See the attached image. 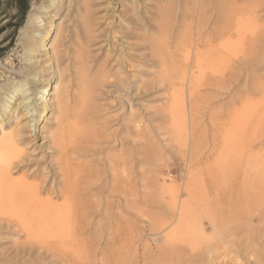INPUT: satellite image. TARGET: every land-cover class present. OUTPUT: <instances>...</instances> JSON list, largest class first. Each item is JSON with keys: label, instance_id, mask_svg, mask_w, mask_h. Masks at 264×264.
<instances>
[{"label": "bare ground", "instance_id": "1", "mask_svg": "<svg viewBox=\"0 0 264 264\" xmlns=\"http://www.w3.org/2000/svg\"><path fill=\"white\" fill-rule=\"evenodd\" d=\"M63 1L46 0L41 5L34 4L31 7L25 23L20 27V38L24 45L23 59H25L27 64H30L29 68L23 71V79L17 80L14 78L0 84V236H2L0 237V246L8 242L7 237L4 236L11 230L21 233L24 237L22 242L15 243L14 254L10 259L6 252L0 253V263L10 264L13 262L12 260L16 259L18 262H23V264H38V261L43 262L48 256L51 262L58 264H167L169 254L170 257L173 253L179 251L183 254V250L187 249V247L190 250L188 252H191L192 255L188 258V264L263 263L264 251L257 249V245H260L258 242L260 234L256 228H251L249 240H241L239 237L241 238L240 234L244 233L245 225L232 226L229 222H225L224 227L219 228L218 220L212 217L209 222L213 228L212 231L220 234L216 238V235L212 236L207 232L205 223L195 217V208L200 207L201 201L198 197L197 188L200 177L201 179L203 177L200 172L196 173L193 169L189 170L184 183V191L188 196L186 201L181 202L178 200L179 189L176 185L172 184L167 187L173 202V205L171 203L172 209H174L177 216L174 222L167 223L168 226L165 223V232L161 237L155 238L154 241L159 244L158 246L144 245V249L139 251V237H137V234H132V232L124 237L109 234L106 237L104 235H96L86 238L79 234V229L83 230L87 226L96 228V223L98 224L102 221L101 218L96 222L89 221L94 211L90 209V205L87 207L86 202H88V199L84 198L83 193L88 195V197L93 196L92 198L96 197L97 199L98 197V199H102V195L105 194V187L108 186V192L116 196L114 198L118 204L122 201H127L129 204L134 201V199L129 198V196L133 197L136 194V180L134 178L136 157L133 151L136 148L137 136L141 133V129L134 119V114L130 113V118L128 120L125 119L128 122L126 125L128 132L125 135L117 133H114V135H116V141L122 145L129 143L132 150H121L119 154L111 155L110 152L113 149H108L109 145L107 146V144L112 141L110 140L112 134L108 133L106 129L109 121L104 115V105H99L92 101L88 103L84 99L79 100L77 103L75 100L72 105L70 104L65 79L62 78V75L60 77L57 76V73L60 72L59 63L62 58L61 55L57 54L53 41L57 37L59 29L55 38H52L51 41L53 30L56 29L55 17L62 9ZM72 1L81 6L77 7L80 10L82 4H84L86 28L92 31L95 27V22L106 23L107 37L97 41L96 43L100 44V46L96 48L108 47L116 52L117 69L121 73H130L131 69L136 66L133 62L137 58L140 59V57L132 52L131 47L133 45L126 43L124 39L133 37L135 29L144 30L150 25V19L146 23L141 22L144 18L147 20V17L145 9L141 8L140 5L145 4L143 2H147L146 5H149L148 0ZM177 1L164 0L167 5L157 7L159 20L155 22V25L161 33V37L155 40L154 37L142 36L144 41L149 44V49L157 56L162 54L159 51L155 52L153 48L155 49L159 43L166 40V36L168 39V31L172 24L171 14L177 5ZM237 1L193 0L192 5L186 8V15L193 17L195 12L197 13L196 29L198 30L200 26L203 27L208 22L206 19L207 10L217 11L219 20L214 23H216L215 25L218 29L214 32V36L218 40H223L219 43L217 42L218 44L216 45L210 46L205 53L201 49L197 50V46L196 50L191 51L190 43L189 45L187 44L188 41L183 44L184 46L182 45L185 61L188 60L189 62L190 59L192 61V57H194V61L191 64L192 66L189 63V65L180 70L178 74L180 85L178 87L184 88L186 81L190 88L195 86L198 77L194 76V74H197L196 69L201 70V67L206 64L214 65L213 63H216L215 67L219 68L227 79L230 78L232 70L231 62H229L231 61L230 55L234 53L238 42H240L239 44L243 43L248 30L255 26L259 27L257 23L260 16L259 10L264 6V0H257L253 3H245L238 10L232 9V5ZM97 13H101V15L95 16ZM92 35L91 37L89 36V40L96 44L94 43L96 37ZM102 36L98 35L97 37L99 39ZM118 42L122 46V51L120 52L116 49ZM260 42L262 43V41ZM88 58L89 54L83 52L82 47H79L73 60L81 86L83 89H89V94H91L94 90L101 89L104 81L100 78L93 81L84 79L87 75ZM0 68H6L1 61ZM176 82L169 81V84L175 86ZM115 83L117 91L130 92L133 97L135 96V91H137L136 93H141V91L150 87V84L143 82L139 84L135 81H130L128 77L117 80ZM162 83L164 81L159 84L161 85ZM178 90L175 88L171 103L174 110L185 118V102L183 98L178 97L177 93H181ZM247 106L248 111L245 106L243 110L241 108L242 112L239 113V117L236 116L238 123L236 121L235 123L241 127L244 126L243 124L247 126L245 120L250 119L249 115L254 110L249 111V105ZM51 110L58 111L61 116L58 121H50L52 124L58 123V131L51 134L50 144H44L46 145V150L52 153L49 158L54 167L47 172V177L51 176V180L52 178L56 180L55 182L53 181L55 187H50L48 184L44 185V180L29 181L26 170L31 167V164L29 163V156L26 154V148L23 147V143L27 142L28 138H31L30 142H33L31 146H35L39 139L48 137V135H43L46 130L44 128L45 125H42V123H47L46 116H49ZM80 120H85L86 123H94H91L93 124H90L91 126L89 125L88 131L82 136V144L76 141L77 143L74 142L76 146H72L73 148L71 147L70 149L68 147L69 137L73 139L75 132L81 129ZM13 124V127H9ZM175 124L180 129L186 127L184 119L176 120ZM239 126L237 128H240ZM242 129L245 131L244 129L247 128ZM243 133L241 135L244 136L245 133ZM142 136L144 137V135ZM231 141L227 140V143L232 144ZM236 144L233 145L237 146ZM39 146L43 148V144L36 145V147ZM226 146L229 147L228 144H225ZM245 147H242L243 150L247 148ZM89 152H98L101 156L97 160H90L92 162L90 165H84L83 170L84 174H86V179L81 181L83 178H81V169L79 167L81 163H77V167L73 166V155L79 153L81 155L80 158L85 160ZM150 152L147 151L144 155H149ZM20 170H24L23 174L20 176L16 175ZM32 170V174L41 173L42 177H46L44 170L42 171L40 166ZM105 174L110 175L111 179L104 183L106 178L103 180V176ZM198 174H200V177ZM212 176L211 178H214L215 181L218 179ZM216 176L218 175L216 174ZM82 184L84 189L79 188ZM108 199L109 196L105 197L104 202H99L100 200L98 202L94 201L95 209L103 206L102 211L105 214L103 216H106L108 211ZM89 200L93 202V200ZM133 205L135 204L133 203ZM96 210L99 211V209ZM116 213L114 214L116 215ZM122 221L124 222L125 220ZM119 224H121L120 219ZM132 225L134 226V224ZM133 226H130V228H133ZM113 231L115 232V230H112L111 233ZM183 245L186 247L184 248ZM174 257L177 259L176 257L179 256L175 254ZM181 257L183 262H185L186 260L184 261L183 256ZM175 262L178 263L177 261ZM170 263L172 264L173 261L171 260L168 264Z\"/></svg>", "mask_w": 264, "mask_h": 264}, {"label": "rangeland", "instance_id": "2", "mask_svg": "<svg viewBox=\"0 0 264 264\" xmlns=\"http://www.w3.org/2000/svg\"><path fill=\"white\" fill-rule=\"evenodd\" d=\"M45 1L0 0V61L6 66V68H0V84L14 78L17 80L24 78L22 76L23 71L28 70L30 64H27L23 59L24 45L20 38V27L25 23L31 7L34 4L41 5ZM256 1L238 0L232 5V9L238 10L245 3ZM143 3L145 4L140 6L145 9L147 20L144 18L141 22L146 23L150 19V25L144 30L135 29L133 37L124 39L126 43L133 45L131 47L132 52L140 57V59L137 58L133 62L136 66L131 69L130 73H121L117 69L116 52L108 47L96 48L100 46L96 42L107 37L106 23L95 22L92 31L86 28L84 4H82L80 10L77 7L81 6L75 4V1L64 0L62 9L55 17L56 29L53 30L51 41L52 38H55L59 29L53 45L57 54L61 55L62 58L59 63L60 72L57 73V76L62 75V78L65 79L70 104L72 105L75 100L77 103L79 100L84 99L88 103L92 101L104 105V115L109 121L106 129L108 133L112 134L110 138L112 141L107 144V146L109 145L108 149H113L110 152L111 155H117L121 150H132L129 143L122 145L116 141V135H114V133L125 135L128 132L126 129L128 122L125 119L130 118V113L134 114V119L141 129V133L137 136L136 148L133 151L136 157L134 173L136 196L134 195V198L129 196V198L134 199V201L130 204L127 201H122L119 202V206L115 201L116 196L108 192V186L105 187V194L102 195V199L92 198L93 196L88 197L83 193L84 198L88 199H86L88 201L86 202L87 207L90 205V209L94 211L89 221L96 222L100 218L102 221L96 223L97 229L87 226L83 228L84 232L82 229H79L78 232L80 231L79 234L86 238L96 235L106 237L109 234L124 237L132 232V234H137V237H139V251L144 249V245L158 246L159 244L154 241L155 238L161 237L166 226L174 222L177 216L174 209H172L171 203L173 205V202L167 187L172 184L176 185L179 189L178 200L181 202L186 201L188 196L184 191V183L189 170L193 169L196 173L200 172L203 177L201 179L200 174H198L200 182L198 183L197 193H199L198 197L201 201L200 207L195 208L194 215L205 223L207 232L212 236L216 235V238L220 236L219 233L212 231L213 228L209 223L212 217L218 220L219 228H223L225 222H229L232 226L245 225V234L242 233L243 235L240 234L241 238L239 237L241 240H249L251 228H256L260 234L258 241L260 245H257V249L264 251V6L259 10L260 16L259 22H257L259 27L255 26L254 29L248 30L243 43L239 44L240 42H238L234 53L230 55L231 61L229 62L232 66L230 78L227 79L222 71L215 67L216 63H213L214 65L206 64L201 67V70L196 69L197 74H194V76L199 78L197 77L195 86L190 88L186 81L184 89L181 86L178 87L180 85L178 74L183 67H186L189 63L192 64L194 57H192V61L191 59L189 62L188 60L185 61L183 44L188 41L187 44L190 43L191 51L196 50L197 46V50L201 49L205 53L210 46L223 40H218L214 36V32L218 29L216 23H214L219 20L218 12L207 10L206 19L208 22L205 26H200L198 30L196 29L197 13L195 12L193 17L186 15V8L192 5L193 0H178L171 14L172 24L168 31V39L166 36V40L159 43L155 49L153 48L155 52L159 51L162 54L157 56L149 49V44L144 41L142 36L154 37L155 40L161 37V33L155 25V22L159 20L157 7L165 6L167 3L164 0H148L149 5H146L147 2ZM99 14L101 15V13H97L95 16ZM91 35L96 37L94 40L96 44L90 42ZM98 35L103 36L98 39ZM120 42L116 46L118 52L122 51ZM79 47H82L83 52L89 54L87 75L84 79L93 81L100 78L104 81L102 88L94 90L91 94H89V89H83L79 77L76 75V65L73 57ZM19 71L21 72L19 73ZM124 77H128L130 81L139 84L142 82L150 84V87L141 91V93L135 91L134 97L130 92L117 91L115 82ZM163 81L164 83L160 85L159 83ZM169 81L177 82L173 86L169 84ZM175 88L179 89L178 92H183L177 94L185 102V118L180 116L172 107L171 101L173 100L172 96L175 93ZM247 105H249V111L254 110L250 114L251 116L249 115L250 119L245 120L247 126L243 124L244 126L241 127L237 124V117H239V113L242 112L245 106L248 111ZM59 117L61 116L58 111L51 110L49 116H46L47 123H42V125H45L46 130L43 135H48V137L39 139L36 145L43 144V148L42 146H31L33 144V142H30L31 138L23 143L26 154L30 159L31 167L28 168L29 170L27 169L28 171L26 170V174L31 182L44 180V185L48 184L50 187H55L54 182L56 180L54 178L51 180V176L47 177V172L54 167L49 158L52 153L46 150L44 144H50L51 134L58 131V123L52 124L50 121H58ZM183 119L186 121V127L180 129L175 122ZM80 123L81 129L75 132L73 139L69 137L68 147L70 149L72 146H76L74 142L77 141L80 144L83 141L82 136L88 131L89 125L94 122L86 123L85 120H80ZM13 126L14 124L9 127ZM237 126L240 128H237ZM245 127L247 129L243 131L242 128ZM240 132H244V136ZM227 140L231 141L232 144L227 143ZM225 144H228L229 147L226 146V148ZM230 145H233V148ZM242 147L246 148L245 151ZM147 151H151L150 156L144 155ZM87 155L85 160L80 158L79 153L73 155V166L77 167V163H81V166H79L81 178L83 177L81 181L86 179L83 170L84 165H90L92 163L90 160H97L101 156L98 152H89ZM38 166L42 171L44 170L46 177H42L41 173H31L32 169ZM23 172L24 170H20L16 175L20 176ZM211 176L215 179L217 177L219 180L216 179L215 181ZM103 177V180L106 178L104 183L111 179L108 174ZM83 186L82 184L79 188L84 189ZM218 193L220 196H217ZM107 196H109V205L106 217L103 216L105 215L102 211L103 206L96 208L99 209L97 211L94 204L96 201H103ZM84 198L83 200H85ZM89 199L93 202H90ZM91 205L93 206L91 207ZM117 218L120 219L121 224H119ZM130 226H133V228H130ZM115 227L118 232L114 229ZM112 230H115V232L111 233ZM4 237H7L8 242L0 246V253L6 252L10 259L14 254L15 243L22 242L24 237L21 233L13 230L7 232ZM185 250H183L185 253L181 251L183 254L180 251L172 254L174 256L178 254L179 257L176 258H179V260L172 255L171 257L174 259H171L169 254V257H167L168 263L172 260L173 263L178 262L174 264H186V261L188 264V258L192 255L191 252H188L190 251L189 247ZM185 255L186 257H184ZM181 256H183L184 261L186 260L185 262H183ZM251 258L253 259V257ZM12 261L10 264H23V262H18L16 259ZM37 263L58 264L51 262L48 256L45 261H38ZM258 264H264V262Z\"/></svg>", "mask_w": 264, "mask_h": 264}, {"label": "crops", "instance_id": "3", "mask_svg": "<svg viewBox=\"0 0 264 264\" xmlns=\"http://www.w3.org/2000/svg\"><path fill=\"white\" fill-rule=\"evenodd\" d=\"M17 1V0H16Z\"/></svg>", "mask_w": 264, "mask_h": 264}]
</instances>
